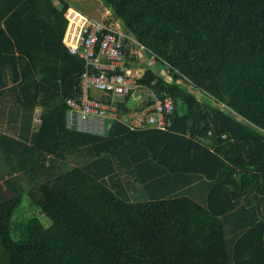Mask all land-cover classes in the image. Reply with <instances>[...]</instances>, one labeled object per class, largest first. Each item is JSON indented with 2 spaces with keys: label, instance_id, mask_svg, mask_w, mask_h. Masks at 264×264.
I'll return each mask as SVG.
<instances>
[{
  "label": "trees",
  "instance_id": "trees-1",
  "mask_svg": "<svg viewBox=\"0 0 264 264\" xmlns=\"http://www.w3.org/2000/svg\"><path fill=\"white\" fill-rule=\"evenodd\" d=\"M102 1L170 126L68 128L70 3L0 0V264H264V0ZM26 198L51 225L13 229Z\"/></svg>",
  "mask_w": 264,
  "mask_h": 264
},
{
  "label": "built area",
  "instance_id": "built-area-1",
  "mask_svg": "<svg viewBox=\"0 0 264 264\" xmlns=\"http://www.w3.org/2000/svg\"><path fill=\"white\" fill-rule=\"evenodd\" d=\"M66 16L69 23L64 42L85 62L79 94L68 100V128L103 136L119 121L135 130H166L176 104L171 96L157 95L141 82L137 71L129 69L127 47L136 40L113 24L74 9L70 8ZM128 99L132 108L125 112L120 105Z\"/></svg>",
  "mask_w": 264,
  "mask_h": 264
},
{
  "label": "rangeland",
  "instance_id": "rangeland-1",
  "mask_svg": "<svg viewBox=\"0 0 264 264\" xmlns=\"http://www.w3.org/2000/svg\"><path fill=\"white\" fill-rule=\"evenodd\" d=\"M97 1V0H96ZM99 3L101 5H104L102 0H98ZM72 6H76L77 8L81 9L83 12L89 14L90 16H92L95 20H100L102 21L104 18V12H105V8H103L102 10H104V12H102V10H100V8L95 5L93 2H84L83 0H70ZM103 7V6H102ZM106 7V6H105ZM110 12V10H109ZM112 16V13H109V16ZM113 26L116 29H120L123 31V26L122 23L120 22V20L114 19L113 20ZM131 58L129 59V63L132 65L131 67H129V69H131L132 71H137L139 73L140 76L143 77V74L145 73V70L147 68H150L152 70H157L160 71L162 73V75L166 78H169V71L167 68L166 70L165 66L162 65H158L157 63H155V59L153 58L152 55L147 54L148 52L144 49L141 48V46L137 45V43H134L131 45ZM148 55V56H147ZM149 61L151 62V66L148 64ZM156 66V68H154L153 66ZM188 89L194 93H196V95L198 96L199 99H202L203 101H206L207 98L205 97V94L196 90L193 87H188ZM96 95L99 93H95ZM31 217H37L46 227H48L49 225H51V220L49 218H47L40 210H32L29 207V201L26 198L22 205L18 208V210L15 212L14 217H13V229H14V222L18 221H23V220H27ZM12 229V231H13ZM14 233V232H13Z\"/></svg>",
  "mask_w": 264,
  "mask_h": 264
},
{
  "label": "crops",
  "instance_id": "crops-1",
  "mask_svg": "<svg viewBox=\"0 0 264 264\" xmlns=\"http://www.w3.org/2000/svg\"><path fill=\"white\" fill-rule=\"evenodd\" d=\"M66 1H68L69 3H70V5H71V9H74V10H76V11H78V12H80V13H82L83 15H85V16H87V17H89V18H92V19H94L92 16H90L89 14H87V13H85V12H83L81 9H79V8H77L76 6H72V4H71V2H70V0H66ZM85 3L86 2H93L95 5H97L99 8H100V10H102L103 8H105V12H104V10H102V12H104V18L105 19H103L102 21H112V16L110 15L109 16V10H108V8H106L105 7V5H101L100 3H99V1L97 0H83ZM103 6V7H102ZM100 21V20H99ZM148 54V53H147ZM148 56V55H147ZM149 65L151 64V62L149 61V63H148ZM152 65V64H151ZM150 65V66H151ZM154 68H156V66L154 65L153 66ZM166 70H164V71H167V68H165ZM157 71V70H156Z\"/></svg>",
  "mask_w": 264,
  "mask_h": 264
}]
</instances>
